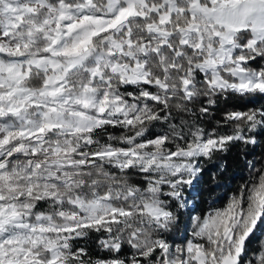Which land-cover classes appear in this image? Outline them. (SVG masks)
<instances>
[{"label":"snow or ice","instance_id":"1","mask_svg":"<svg viewBox=\"0 0 264 264\" xmlns=\"http://www.w3.org/2000/svg\"><path fill=\"white\" fill-rule=\"evenodd\" d=\"M258 98L264 0H0V264H264V158L190 199L264 142Z\"/></svg>","mask_w":264,"mask_h":264},{"label":"trees","instance_id":"2","mask_svg":"<svg viewBox=\"0 0 264 264\" xmlns=\"http://www.w3.org/2000/svg\"><path fill=\"white\" fill-rule=\"evenodd\" d=\"M128 90L131 91L132 89L129 88ZM241 103L246 104L247 107L256 106L247 104V101H240L235 97H231L228 100L221 99L216 106L212 107L211 116L203 118L202 126L211 129L216 121L222 118L225 109L231 110L234 104L238 105ZM257 103H264V98H258ZM199 106V104L196 105L197 108ZM185 118L187 119V116ZM156 130L158 131L159 129L157 128ZM108 132L114 136L130 134L128 130L118 127H110ZM262 158H264V142L250 149L241 150V146H237L226 154H218L217 160L226 161V167L221 171L216 166L208 165L198 190L190 196L195 204V210L191 214L193 216L203 215L209 210V206L213 201L217 206L226 204L228 197L249 178V169L246 166V162L249 160L259 161ZM213 174H215L214 181ZM186 230L188 233L191 232V221L187 212H185L179 224L178 237L182 238ZM177 242H180V239ZM80 243L83 244L84 242L81 241ZM93 255H95L94 250Z\"/></svg>","mask_w":264,"mask_h":264},{"label":"rangeland","instance_id":"3","mask_svg":"<svg viewBox=\"0 0 264 264\" xmlns=\"http://www.w3.org/2000/svg\"><path fill=\"white\" fill-rule=\"evenodd\" d=\"M254 66H255V65H254ZM206 129H207V128H206ZM208 130H211V129H208ZM190 199H191V198H190ZM206 212H207V211H206ZM206 212H205V213H206ZM194 216H195V215H194Z\"/></svg>","mask_w":264,"mask_h":264}]
</instances>
